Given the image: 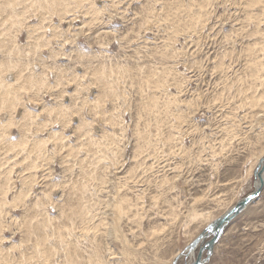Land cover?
<instances>
[{"label": "rangeland", "instance_id": "1", "mask_svg": "<svg viewBox=\"0 0 264 264\" xmlns=\"http://www.w3.org/2000/svg\"><path fill=\"white\" fill-rule=\"evenodd\" d=\"M28 1L0 0V61L16 66L2 81L18 85L26 64L33 84L10 91L13 116L0 110L20 123L9 140L26 139L0 149V264H36L50 247L55 264L62 248L75 264L95 249L107 264H171L254 189L264 0H63V20L37 9L54 0ZM261 192L207 264H264Z\"/></svg>", "mask_w": 264, "mask_h": 264}, {"label": "bare ground", "instance_id": "2", "mask_svg": "<svg viewBox=\"0 0 264 264\" xmlns=\"http://www.w3.org/2000/svg\"><path fill=\"white\" fill-rule=\"evenodd\" d=\"M257 1H259V0H257ZM24 2H28V4L30 5V6H36L38 3L37 2H35V3H30L28 0H24ZM73 2H74V5L72 6L71 5V8H75L76 6H78V5H81V2H80V0H73ZM39 8H42L43 10H45V14H47V12H50V13H54V14H57L58 16H59V18H60V20H63V19H65V17L72 11V9H70V7H69V5L68 4H65L64 2H63V0H54V2L51 4V5H48L47 4V2H46V6H40V5H38L37 6V9H39ZM74 19V18H73ZM27 21H25L24 23H21V22H19V21H16L15 22V24L16 23H18L19 25H21L22 27H24L25 26V29H26V31H27V34L29 35L30 33H28L29 32V30H31V32H33L34 30H35V26H32V27H30V26H28V25H25V23H26ZM18 24H16V25H18ZM21 26H18V27H21ZM21 27V28H22ZM13 35V34H12ZM12 35H10V36H12ZM12 38V37H11ZM10 39V38H9ZM12 40V39H11ZM13 41V40H12ZM8 42H9V40H8ZM14 43V42H13ZM4 49V48H3ZM0 50H1V48H0ZM5 50V49H4ZM4 57V56H3ZM6 59V58H5ZM7 60V59H6ZM0 62H3V63H1L0 64V110H2L3 112H4V110H8V114H9V116H13V114L16 112L15 110H16V107L18 106L17 104H20V102H21V98H19L18 97V94L16 95V96H11L12 95V91L13 90H16V91H20V90H22V88L23 89H25L26 88V86L30 83L31 85H33L30 81H32L31 80V74H29V75H26V76H23V73H24V71H25V65H22L21 67H20V70H19V72L17 73H15V79H16V82H18L19 84L18 85H15V84H10V85H8V86H6L5 85V83H3V81H2V79H3V76H4V74H8L9 72H11L12 71V69H16V66H14L13 65V63H12V65L10 64L9 66L10 67H8L7 65H6V63L7 62H5V64H4V61L2 60V61H0ZM264 64V63H263ZM259 65H260V62H255V63H253L252 64V67L256 70L258 67H259ZM38 84H34V86H37ZM46 85V83L45 82H41V83H39V87L41 88V87H43V86H45ZM12 93H11V92ZM15 91V92H16ZM13 94H15V93H13ZM110 97H112V95H110ZM252 104V103H251ZM252 106L253 107H255V105L254 104H252ZM60 112H61V110H60ZM60 115H62L61 113H57V116H59L60 117ZM63 116V115H62ZM16 126H18V127H20V123L18 122V121H16L15 119H13V121H12V118H10L7 122H3V121H1L0 120V139H2V140H0V149L1 150H10V151H14L15 149H20L22 152H24V147H25V140L26 139H24V138H20V139H18V140H16V141H11V140H9V130H10V128L12 127H16ZM262 158H264V155H261L260 157H258L257 159H256V164L254 165V169H256L257 167H258V165H259V160L260 159H262ZM6 160L7 161H9L8 160V158L6 157ZM18 163V160H16V159H14L13 161H10V165L12 166H14L15 164H17ZM254 171V170H253ZM262 175H263V177H264V171H263V173H262ZM24 186V185H23ZM25 186H27V185H25ZM254 187H256V185H254ZM264 188V187H263ZM262 188V189H263ZM253 191H254V189H253ZM252 191V192H253ZM251 192V193H252ZM250 193V194H251ZM262 193V192H261ZM249 195V194H248ZM20 199V196L19 195H15V198H14V202H16L17 200H19ZM255 201V200H254ZM254 201H252L251 203H253ZM238 202V201H237ZM236 202V203H237ZM235 203V204H236ZM251 203H250V205H251ZM235 204H234V206H235ZM250 205H248L246 208H245V210L243 211V212H241L239 215H242L245 211H246V209L250 206ZM234 206H232L230 209H228L227 211H225L224 213H222L220 216H222V215H224L225 213H227V212H229ZM116 208H118L119 210L121 209V208H119V206H116ZM238 215V216H239ZM220 216H217V218L218 217H220ZM238 216H236V217H238ZM235 217V218H236ZM216 218V219H217ZM216 219H214L213 221H215ZM213 221H211V222H213ZM210 222V223H211ZM209 223V224H210ZM45 225V224H44ZM0 228H2V226H0ZM226 230V229H225ZM202 232V231H201ZM225 232V231H224ZM223 232V233H224ZM224 235V234H223ZM222 235V236H223ZM211 237H208V238H206V240L205 241H207V240H209ZM193 241V240H192ZM192 241H190L189 243H191ZM189 245V244H188ZM187 245V246H188ZM63 250H64V253H65V257H64V259H63V261L66 263V264H75V261H74V259H73V257L75 256V249L74 250H72V251H68V250H66L67 248H62ZM53 250V248L52 247H50L47 251H46V256L44 257V260L43 261H41V262H37L36 264H41V263H45V264H55L54 263V261L52 260V258H53V254H51V251ZM198 250V249H197ZM95 252H96V259H95V261L94 262H89V264L90 263H95V264H103V262H104V259L105 258H107V256H106V252H102L100 249H95ZM128 250H127V252H126V255L127 256H129V254H128ZM130 253V252H129ZM194 253L195 252H191L190 251V253L188 254L189 256H188V259H189V262L188 263H186V264H190L192 261H193V259H195V257H196V255L194 256ZM181 254V252H179V253H177L176 255H175V257L173 258V260L171 261V264H176L177 262L176 261H178L177 260V258L179 257V255ZM110 255H112V253H109V256ZM186 255V254H185ZM104 264H107V259H106V261L104 262Z\"/></svg>", "mask_w": 264, "mask_h": 264}, {"label": "water", "instance_id": "3", "mask_svg": "<svg viewBox=\"0 0 264 264\" xmlns=\"http://www.w3.org/2000/svg\"><path fill=\"white\" fill-rule=\"evenodd\" d=\"M263 171L264 158L259 160L258 167L253 171L255 180L254 185H256V187H254V191L251 194L245 196V198L239 200L229 212L208 224L203 229V231L200 232L198 236L184 248L177 260H179L181 257L188 258L190 251L193 253L198 249L195 259H193L190 264H207L209 262L214 252L213 248L217 244L218 240L222 237L225 229L232 223L236 216L243 212L252 201L260 196L262 188L264 187V177L262 175ZM208 237L211 238L205 241Z\"/></svg>", "mask_w": 264, "mask_h": 264}]
</instances>
